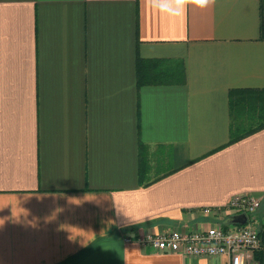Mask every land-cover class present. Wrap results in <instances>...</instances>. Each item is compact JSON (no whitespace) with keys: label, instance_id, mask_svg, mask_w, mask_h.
Masks as SVG:
<instances>
[{"label":"crops","instance_id":"0c3cea01","mask_svg":"<svg viewBox=\"0 0 264 264\" xmlns=\"http://www.w3.org/2000/svg\"><path fill=\"white\" fill-rule=\"evenodd\" d=\"M139 58L168 81L139 86ZM246 87L264 88L259 0L179 18L145 0H0V264H228L124 238L234 229L247 214L202 209L242 194L261 198L248 264H264V128L228 144L229 92Z\"/></svg>","mask_w":264,"mask_h":264},{"label":"built area","instance_id":"2783aa9c","mask_svg":"<svg viewBox=\"0 0 264 264\" xmlns=\"http://www.w3.org/2000/svg\"><path fill=\"white\" fill-rule=\"evenodd\" d=\"M261 205V198L251 194L231 197L222 207H204L202 212L219 219L229 210L247 214V219L234 229H227L221 223L206 228L170 229L160 233H136L126 235L124 240L136 241L160 252H182L191 256H221L228 258V264H248L254 259L253 252L260 248L259 230L255 214Z\"/></svg>","mask_w":264,"mask_h":264},{"label":"trees","instance_id":"16d2710c","mask_svg":"<svg viewBox=\"0 0 264 264\" xmlns=\"http://www.w3.org/2000/svg\"><path fill=\"white\" fill-rule=\"evenodd\" d=\"M259 34L260 38L264 39V0H259ZM142 63L144 62L139 58V86L146 83L157 84L168 81L165 76L159 78L160 74H154V76L152 74H141L140 67ZM182 69L183 66L181 67L180 76H175V82H178V80L179 83L184 82V70ZM228 107L230 115L228 144L264 128V88L246 87L232 89L229 92ZM139 180L141 185L146 186L158 179H146L143 175L142 167L139 165Z\"/></svg>","mask_w":264,"mask_h":264},{"label":"clouds","instance_id":"9594fccd","mask_svg":"<svg viewBox=\"0 0 264 264\" xmlns=\"http://www.w3.org/2000/svg\"><path fill=\"white\" fill-rule=\"evenodd\" d=\"M216 3L217 0H145L146 7L170 18L182 17L189 6L204 10Z\"/></svg>","mask_w":264,"mask_h":264},{"label":"water","instance_id":"95a60500","mask_svg":"<svg viewBox=\"0 0 264 264\" xmlns=\"http://www.w3.org/2000/svg\"><path fill=\"white\" fill-rule=\"evenodd\" d=\"M244 221H242V223H243Z\"/></svg>","mask_w":264,"mask_h":264}]
</instances>
